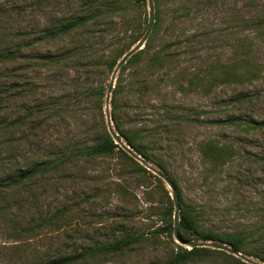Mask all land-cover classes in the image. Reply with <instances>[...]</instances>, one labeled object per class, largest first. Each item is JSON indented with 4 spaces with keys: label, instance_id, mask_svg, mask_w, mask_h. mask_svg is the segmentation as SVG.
<instances>
[{
    "label": "rangeland",
    "instance_id": "obj_1",
    "mask_svg": "<svg viewBox=\"0 0 264 264\" xmlns=\"http://www.w3.org/2000/svg\"><path fill=\"white\" fill-rule=\"evenodd\" d=\"M82 1L0 0V46L21 37L32 40L38 30L68 16ZM157 6L162 24L144 55L149 56L175 39L182 44V49L161 67H152L147 80L140 84L136 81L139 77L129 76L136 67L125 71L131 84L119 96L124 122L142 125L154 134L150 140L162 145L163 149L157 150L156 156L164 160L176 182L179 201L201 208L206 225L226 232L238 226L261 224L264 222V151L260 146H264V142L241 144L236 141V147L244 148L247 157L242 160L237 157L221 172L211 175L202 162L199 143L207 137L219 135L220 138L223 134L226 137L223 140H232L229 138L231 129L221 131L219 126L206 123H181L164 132L163 124L174 114L173 109L169 112L172 106L184 112V109L193 108L200 118L223 117L226 110L234 106L228 99L241 90L260 91L262 102L264 69L259 80L248 84L244 81L246 72L241 67L230 81H223L221 73L214 71L219 79L211 82L212 77L206 76L204 70L210 62L237 61L246 52H251L253 59L264 64V24L257 28L251 25L252 20L264 16V0H159L155 9ZM184 6H194V10L189 16L185 14L176 19L173 10L181 11ZM144 10L148 18L147 5ZM129 14L133 11L126 18ZM139 15L142 18L143 12ZM115 21L110 35L122 38L133 29V25L123 23L120 16H116ZM189 36H193L190 42L193 47L187 49L189 43L185 40ZM81 39V35H68L49 42L38 41L24 51L29 54L47 50L61 52L78 45ZM246 43L252 46L247 51L242 48ZM92 50L90 54L85 53L90 57L87 62L91 63L99 62L102 52L105 57L115 53L99 43ZM28 60L25 55L17 60L20 68L16 74L7 71L14 64L0 60V123L10 125V122L21 120V128L0 137V174L10 171L9 164L14 160L25 168L39 157L44 147L59 152L66 145H79L86 140L88 127L99 120L93 103L86 109L65 113L60 120L55 118L38 129L31 128L35 121H31L30 113L48 95H60L65 91L79 94L101 81L107 89L113 71L105 70L98 75V70L90 65V77L86 80L85 67L79 71L71 68L64 71L33 65ZM144 62L138 67L143 69ZM197 75L201 76L202 84L190 86V80H197ZM10 83L17 89H7ZM115 83L116 80L114 86ZM140 87L146 90L141 92ZM65 101L70 103L72 98ZM261 102L253 109L256 117H264V102ZM188 112L193 114V111ZM86 119H89L88 124L84 122ZM16 144L18 148L14 149ZM238 166L245 170L239 171ZM237 172L244 174L240 181L236 179ZM163 183L170 200L153 177L131 173L130 168L123 167L120 159L113 155L78 159L26 180L7 190L5 198L0 200V264H36L49 256L80 250L126 231L143 232L149 239L122 258H106L103 264L163 259L173 247L169 235L158 231L166 224L163 206H172V222L174 211L170 189ZM172 238L180 244L173 234ZM220 261L218 257L210 258V263Z\"/></svg>",
    "mask_w": 264,
    "mask_h": 264
},
{
    "label": "trees",
    "instance_id": "obj_2",
    "mask_svg": "<svg viewBox=\"0 0 264 264\" xmlns=\"http://www.w3.org/2000/svg\"><path fill=\"white\" fill-rule=\"evenodd\" d=\"M153 1L154 5L159 2V0ZM146 5L147 0H83L80 6L68 16L60 18L54 24L38 30L37 36L32 38V40L21 37L18 40H13L11 43L0 46V60L9 61L14 64L10 69H7V71H12L13 74H16L20 68L17 60L24 55L28 57V61L33 62V65H40L45 68L57 67L64 71H68L71 68L79 71L81 67H85L86 80L90 77L88 70L90 65L98 70L96 71L98 75L103 74L105 70L111 72L122 55L142 37L147 26V17L144 12ZM183 8L181 11L179 9L173 10V16L176 19L185 14L189 16L194 10V6H184ZM130 11H133V14H129V17L126 18V15ZM142 12L143 16L141 18L139 14ZM116 16L122 17L123 23L133 25V29L125 37L121 38V36L110 35L113 25L117 23L115 21ZM161 24L160 7L157 6L155 9V22L144 47L134 53L119 70L110 96V115L115 131L120 134L124 141L147 162L166 172L176 185L164 160L156 156V151L163 149L161 143L157 144L156 141V143H152L150 139H152L151 137L154 134L148 132L144 126L133 124L130 121L124 122L123 107L119 102V96L123 93L124 88L126 86L129 88L131 84L128 81L127 75H125V71L128 68L131 67L134 70L136 67V70L132 71L129 76H134V78L139 77V80L136 79V81L140 84V81L146 79L152 67H161L166 60L175 57L182 49V44L178 42V39H175L153 51L149 56L146 57L144 55V53L148 52ZM262 24H264V16H259L256 20H252L251 23L256 28ZM16 33L19 34L20 32ZM68 35H81L83 36L82 42L76 46L68 47L61 52L47 50L29 54L24 51L25 48L32 47L38 41L49 42L52 39H61ZM125 38L129 39L124 40ZM95 39L97 40L96 42ZM192 39L193 36H189L185 40V42L189 43L187 44V49L193 47L190 43ZM96 43L101 44L103 48L106 47L109 50H114L115 53L111 56L109 55V57H105L102 52L99 62H87L90 57L86 56L85 53L88 51V54H90ZM251 47V44L246 43L242 48L247 51ZM249 53L251 52H246V55L237 59V61L234 60L221 64L217 62L208 63L204 70L205 74H207L206 76L212 77L211 82L217 81L219 78L214 75L215 71L221 73L223 81H230L234 77L237 68L241 67L246 72L244 81L247 84L259 80L262 75V69H264V64L262 65L260 62H257L253 59V55ZM141 62H144L145 65L143 69L138 67ZM53 76H56V74H53ZM196 78L197 80H190V86L198 87L202 84L201 76L197 75ZM14 86L13 83H10L6 88L10 90L17 89ZM144 90H146L145 87H140L141 92ZM105 96L106 87L101 81L95 87H88L79 94L65 91L63 94L48 95L46 99H41L33 108L32 113H30V115L32 114L31 121H35L33 126H31L33 129L42 128L47 122L55 120V118L60 120L65 113L75 112L83 108L86 109L90 103H93L97 110L99 116L98 123L88 127V130L85 132L87 139L80 141L79 145H66L59 152L51 149L48 150L49 148L44 147L43 151L38 154L39 157L30 162L25 168L19 166L18 160H14L12 164L10 163L9 165L12 166H9L10 171L0 174V200L2 201L5 198L7 190L19 186L26 180L43 175L51 170L65 167L78 159L110 155L120 159L123 167L130 168L131 173L144 177H153L168 197V190L165 188L161 178L132 158L119 144L115 143L108 133L104 115ZM260 96V91L257 90H241L228 99V102L234 106L228 108L226 115L223 117L215 115L200 118L199 113L193 108L184 109L186 110L184 112L182 109L176 110L172 106L169 112L173 109L174 114L169 115V120L163 124L165 128L164 132H169L171 127H175V125L181 123H186L187 125L206 123L208 125L219 126L221 131H225V128H230L231 136L229 138L231 137L232 140H223L226 139L223 134L220 138L219 135L207 137L199 143L201 159L206 167V171L211 175L218 174L228 162L237 157H241V160L247 157L244 155H247L244 148L236 147V141L241 144H245L246 141L258 142L262 140L264 142V117H256L253 114L254 107L258 105L257 103L261 102L259 100ZM67 98H72V101L70 103L65 101ZM263 102L264 98L261 103ZM187 110L193 111V114H190ZM59 120L57 121L59 122ZM88 120L84 121L85 124H88ZM20 121L10 122V125H2L0 123V137L5 133L9 134L11 132L12 134L15 128H21ZM260 147L263 152L264 146ZM16 148H18V144L15 145L14 149ZM238 169H240L239 171L245 170L242 166H238ZM243 175L238 173L236 177L237 181H240ZM168 200H170L169 197ZM163 207L162 213L166 224L158 228V231L169 235L170 241L173 243L172 251L163 259H153L143 263L135 262L132 264H195L199 262H208L209 264H249L223 250L198 246L187 248L185 245L175 243L172 238V206L165 204ZM203 216L201 208L180 202L178 235L184 242L197 240L226 242L243 254L264 261V222L255 224L253 227L238 226L239 228H235L232 231L222 232L206 225ZM147 237L143 232L126 231L101 243L81 247L80 250L49 256L36 264H103L106 258L109 257L112 259L122 258L126 252H129L138 245L144 244L149 239ZM215 257H218L221 261L210 263V258Z\"/></svg>",
    "mask_w": 264,
    "mask_h": 264
},
{
    "label": "water",
    "instance_id": "obj_3",
    "mask_svg": "<svg viewBox=\"0 0 264 264\" xmlns=\"http://www.w3.org/2000/svg\"><path fill=\"white\" fill-rule=\"evenodd\" d=\"M147 7H148V18H147V26L146 29L142 35V37L131 46L129 50H127L122 57L117 61L112 74L111 78L109 80L107 89H106V96H105V106H104V115H105V124L107 127V131L110 134V136L114 139L115 143L119 144L132 158L137 160L141 165H143L146 169L153 172L155 175H157L159 178H161L166 185L170 189V196L171 200L173 201L174 211H173V235L177 242H179L182 245L188 246V248L198 246V247H209L213 249L223 250L229 254H232L241 260H243L246 263L249 264H264V261L255 260L250 256H247L243 254L242 252L238 251L231 245H229L226 242H221L217 240H197V241H190V242H184L178 235V226H179V213H180V201H179V195L176 188L175 183L173 180L168 176L166 172L161 170L160 168L156 167L155 165L147 162L139 153H137L135 150H133L125 141L115 131V128L113 126V122L111 121V115H110V96L112 89L114 88V82L116 80V75L119 73L120 68L126 63V61L138 50L142 49L144 47V44L146 40L148 39L154 22H155V7H154V1L153 0H147Z\"/></svg>",
    "mask_w": 264,
    "mask_h": 264
}]
</instances>
